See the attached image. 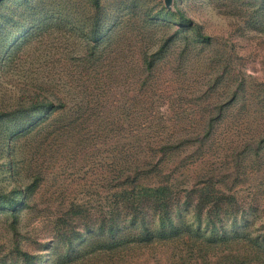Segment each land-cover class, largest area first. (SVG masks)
Masks as SVG:
<instances>
[{
  "label": "rangeland",
  "instance_id": "rangeland-1",
  "mask_svg": "<svg viewBox=\"0 0 264 264\" xmlns=\"http://www.w3.org/2000/svg\"><path fill=\"white\" fill-rule=\"evenodd\" d=\"M164 195L203 229L134 240ZM263 253L264 0H0V264Z\"/></svg>",
  "mask_w": 264,
  "mask_h": 264
},
{
  "label": "trees",
  "instance_id": "trees-1",
  "mask_svg": "<svg viewBox=\"0 0 264 264\" xmlns=\"http://www.w3.org/2000/svg\"><path fill=\"white\" fill-rule=\"evenodd\" d=\"M95 4L97 3V0H94ZM177 15L179 20L182 22H185L187 20L185 17V14L180 10L177 9ZM190 20V19H189ZM158 188H162L161 186H157L155 188H150L153 192L159 191ZM143 197H128V200L131 201L130 206L135 207V211L133 212V218L130 219V225H133L134 227L138 228V231L133 235L134 240H142V239H147L148 236L150 235H155L157 239H165L166 237H174L177 235H180V233H183L184 231L191 232V235H194L195 233H198L203 229L200 223H194L190 222L185 225L183 223L179 222H174V216H177V213H172L170 204L167 203V200L165 195L162 198H157L154 199L153 205L155 207L154 214L152 217H150L148 214L146 215V210L144 209L143 206ZM18 201L17 199L10 198L8 200V203L10 205V209L14 208V205ZM125 204V203H124ZM179 213V212H178ZM157 219V223L154 220L155 216ZM181 219H183L182 215H180ZM208 222H206L207 224ZM168 225H172L174 229H169L168 230ZM225 225H221L219 235H224L227 236V230L224 228ZM214 233V231H211ZM116 238V237H115ZM126 239L124 238H118L117 242L114 241V243L121 244L123 241ZM259 239H254V246H257ZM111 243V240H110ZM109 243V244H110ZM112 244V243H111ZM110 244V245H111ZM106 247L108 245L106 244ZM264 254V253H263Z\"/></svg>",
  "mask_w": 264,
  "mask_h": 264
}]
</instances>
